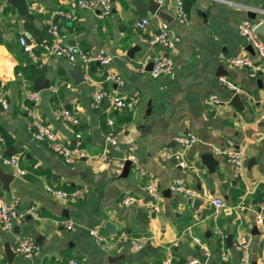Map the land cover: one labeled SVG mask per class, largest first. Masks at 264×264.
Wrapping results in <instances>:
<instances>
[{
    "label": "crops",
    "instance_id": "crops-1",
    "mask_svg": "<svg viewBox=\"0 0 264 264\" xmlns=\"http://www.w3.org/2000/svg\"><path fill=\"white\" fill-rule=\"evenodd\" d=\"M75 1L23 0L14 5L0 0V89H6L9 98L8 108L0 106V155L17 156L28 170L20 175L0 159L3 172L13 175L9 190L0 180L2 193L9 202L18 200L13 228L0 225V264H66L72 258L85 264H163L169 255L173 264H187L191 258L198 264H241L234 245L240 234L251 240V258L257 245L258 261L264 260V233L253 232L264 204V69L252 75V67L229 68L224 62L227 56L245 54L255 63L261 61L239 25L263 21L264 0H182L188 6L186 22L177 18V0H155L159 3L155 13L138 11L134 0H112V11L103 18L89 9L80 10L76 20L52 16L55 9H70ZM142 17L149 22L138 27ZM163 20L180 36L172 48L150 42ZM53 22L67 34L65 42L90 54L102 50L109 62L85 64L80 58L45 54L43 44L53 39L49 31ZM258 34L264 41V32ZM21 37L33 45L38 60L24 50ZM136 45L139 49L128 55ZM161 57H169L172 68L153 76L151 65ZM80 64L85 79L78 82L71 71ZM107 72L123 76L124 84L105 81ZM35 80L47 81L48 86L36 90ZM225 80L242 88L238 94L243 108L231 103L236 92ZM100 85L117 94L138 90L141 100L131 109L116 108L108 100L94 107L92 93ZM32 91L39 92L37 101L28 98ZM210 93H217L221 103H207ZM62 108L71 109L79 123L64 121L59 114ZM110 117L115 121L114 140L108 138ZM36 120L50 125L64 142L85 148L89 156L106 151L110 159L65 162L46 142L34 138L28 125ZM191 133L198 140L188 147L176 140ZM230 143L245 152L239 174L231 162L215 154L219 163L211 171L202 154L214 145ZM164 146L183 151L190 166L181 167L175 158L162 159ZM12 148L16 153L6 154ZM129 159L132 163L125 171ZM177 178L197 190L198 205L172 188ZM149 180L161 195V210L152 216L144 207L122 203L125 194L147 200ZM47 185L84 189L85 195L78 200L57 198L47 192ZM216 197L225 200L219 210L213 201ZM134 208L143 209L145 222ZM63 220H72L75 227H65ZM108 221L116 225L114 234L106 228ZM93 230L103 234L109 245L98 240ZM122 232L129 240L140 239L144 247L117 242ZM15 234L35 239L38 252L32 256L16 252ZM194 236L209 247V253ZM6 242L15 251L12 261L5 253ZM148 242L151 249L146 248Z\"/></svg>",
    "mask_w": 264,
    "mask_h": 264
},
{
    "label": "built area",
    "instance_id": "built-area-1",
    "mask_svg": "<svg viewBox=\"0 0 264 264\" xmlns=\"http://www.w3.org/2000/svg\"><path fill=\"white\" fill-rule=\"evenodd\" d=\"M112 8V0H76L72 8L55 9L52 12V16L63 20H76L79 17L80 10L89 9L95 12L98 11L97 16L103 18L111 13ZM176 10L177 18L181 22L188 21L189 15L182 0H177ZM148 22V17H142L137 21L136 24L138 27H144ZM262 22H264V20ZM259 23L261 22L255 24L248 20L243 21L239 25V30L241 34L248 40V42H250L257 49L261 57V61L255 63L253 58L248 54L238 56H227L224 58V62L229 68L252 67L255 69V71L251 72L252 75H255L256 71L264 69V41L260 38L258 32L256 31V27ZM49 31L53 35V39L50 42L43 44V51L45 54L63 56L70 60L80 58L85 64L98 62L102 65H105L110 60V57L102 50L95 54H90L83 47L65 42L67 34L61 31L58 23L56 22H53L50 25ZM179 40L180 36L171 27L170 23L163 20L160 22L158 32L154 36H152L150 42L161 43L168 48H172ZM21 43L26 52H28L35 60L39 59V56L34 52L33 45L29 43L25 37H21ZM172 65L173 62L169 57H161L154 62L150 73L153 76L165 74L171 70ZM105 81H111L120 85L124 84L125 82L123 76L114 72H107L105 76ZM225 84L233 92H243L242 88L236 86L230 81L225 80ZM39 97L40 95L38 91H32L28 94V98L33 101H37ZM105 100L110 101L111 105L116 108L131 109L139 104L141 96L138 90H134L131 93L127 94H117L113 90L108 89L103 85H100L92 93V105L94 107H100ZM261 101L264 102V98ZM206 102L209 104H218L221 103V98L217 93H210L206 97ZM0 106L2 108L9 107L8 92L4 88L0 89ZM59 114L64 121L70 124L79 123V118L69 108H62L59 111ZM107 122L109 126H111V131L109 132L108 138L114 140V131L112 130V127L114 126L115 121L113 118L110 117L107 119ZM28 128L29 130H31L36 140L46 142L48 148L51 151L59 154L67 163H74L81 158H88L91 161L97 159L103 162L108 161L110 159V156L106 151H103L97 154L96 156H89L86 152V149L82 146L70 145L64 142L57 136L56 132L50 125L44 123L41 120H36L33 123H30L28 125ZM1 139L2 138H0V140ZM176 140L181 143L184 147H188L195 143L198 140V137L195 134L191 133L177 136ZM212 152L215 155L222 156L226 158L229 162H231L235 168V173L237 175L239 174L244 164L245 157V152L242 148L235 147L232 145V143L228 145H214L212 147ZM161 158H175L178 160V164L181 167L190 166L189 162L184 156L183 151L175 150L169 146H164L161 149ZM0 159L4 165L12 167L20 175H25L28 172V170L20 164L19 158L17 156H7L2 154L0 155ZM134 161L136 168L139 169L141 174L146 175V171L140 166L138 160L134 159ZM145 188L151 199L146 200L144 197L132 194H125L122 197V203L127 206L144 207L147 210L148 215L152 216L161 210V195L158 190V187L156 186L153 180H149L146 183ZM172 188L175 191L182 192L190 196L191 198L197 196V190L185 184L180 178L174 180ZM46 189L49 194L57 198H72L78 200L83 198L85 195L84 189L64 190L61 188L54 187L52 185H47ZM213 201L217 210H219L225 205V200L222 197H216ZM17 206L18 200H13L12 202L7 201L0 187V225L3 229L11 230L13 228L15 218L18 216ZM30 209L33 212L36 209V206L33 205ZM62 224L69 229L75 227V223L72 220H63ZM256 224L259 231L261 233H264V204L262 205L261 210H259L256 214ZM92 232L98 240L103 242L105 246L109 245V240L103 234L94 230ZM128 237L129 236L127 235V233L122 232L118 236L117 242L130 241L133 247L136 249H141L144 247V242H142L140 239L132 238L129 240ZM194 239L198 244H200L204 252H210L209 247L205 243H203L199 237L194 236ZM234 245L241 254V264H252L251 240L246 235L240 234L234 242ZM13 248L16 252L20 254H23L25 256H32L38 252L40 245L35 241V239L29 236L15 234L13 240ZM223 257H227L225 252H223ZM66 264L85 263L83 261H79L75 258H72ZM163 264H173L172 256H167L163 260ZM187 264H198V261L195 258H191L187 261ZM257 264H264V260L257 261Z\"/></svg>",
    "mask_w": 264,
    "mask_h": 264
},
{
    "label": "water",
    "instance_id": "water-1",
    "mask_svg": "<svg viewBox=\"0 0 264 264\" xmlns=\"http://www.w3.org/2000/svg\"><path fill=\"white\" fill-rule=\"evenodd\" d=\"M9 2H12L14 5H18L19 2H23V0H9ZM133 2L136 5L138 11H141V12L149 11L151 13H155L159 9V3L155 0H148V2H141L139 0H134ZM175 3H177V2H175ZM252 15H254V14L252 13ZM256 31L259 33L264 32V22H261L257 25ZM137 49H139V46H137V45L133 46L132 48L129 49L128 55H132L133 52ZM151 67H152V65H151ZM221 71H222V69H221ZM71 73L74 76L76 81H78V82L84 81V79H85L84 78V70H83V66L81 64L78 65L76 69L72 70ZM47 86H48L47 81L41 82L39 80H35L34 88L36 90H40V89L47 87ZM231 103L236 104L240 108H243L242 98H241L240 94H238V93H235L232 96ZM14 153H16V152H15V149H13V148L6 152V154H8V155H12ZM201 158H202L203 162L209 167V169L211 171H213L215 169V166L219 163L218 159L215 157V155L212 151L204 152L202 154ZM131 163H132V161L130 159L126 161L125 171H127V169H129ZM12 179H13V175L4 173L3 169L0 167V180L3 182V186L5 189L9 190V183L11 182ZM225 197L228 198L227 195ZM149 199H151L150 196L148 197L147 200H149ZM200 202H201V199L198 198L197 196L193 198V205L194 206L198 205ZM132 211L137 214V216H138V218H140V220L145 222L146 219H145L144 211L142 208H134V210H132ZM106 228L108 229V231L110 233H113V234L116 231V225L110 221L106 222ZM253 232L254 233L259 232V230L257 229L256 226L254 227ZM232 241H233V237L231 234H229L227 236L228 245H231ZM146 248L147 249L152 248L151 242L147 243ZM4 249H5V253H6L8 260L12 261L13 257L15 256V251L13 250V248L9 242L5 243ZM256 250H257V245H255V247H254V252L252 255V264H257V261H258V253ZM184 261H185V259L182 258L181 263H183Z\"/></svg>",
    "mask_w": 264,
    "mask_h": 264
},
{
    "label": "trees",
    "instance_id": "trees-1",
    "mask_svg": "<svg viewBox=\"0 0 264 264\" xmlns=\"http://www.w3.org/2000/svg\"><path fill=\"white\" fill-rule=\"evenodd\" d=\"M187 7H188V6H187V4H186V5H185V8L187 9Z\"/></svg>",
    "mask_w": 264,
    "mask_h": 264
}]
</instances>
